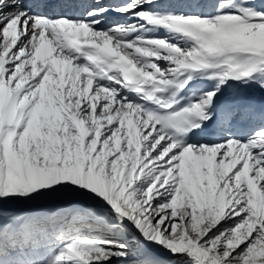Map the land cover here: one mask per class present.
<instances>
[{
    "label": "snow or ice",
    "instance_id": "1",
    "mask_svg": "<svg viewBox=\"0 0 264 264\" xmlns=\"http://www.w3.org/2000/svg\"><path fill=\"white\" fill-rule=\"evenodd\" d=\"M0 264H264V0H0Z\"/></svg>",
    "mask_w": 264,
    "mask_h": 264
}]
</instances>
